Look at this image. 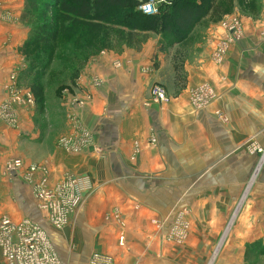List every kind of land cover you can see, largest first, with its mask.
I'll return each instance as SVG.
<instances>
[{
	"label": "crops",
	"instance_id": "crops-1",
	"mask_svg": "<svg viewBox=\"0 0 264 264\" xmlns=\"http://www.w3.org/2000/svg\"><path fill=\"white\" fill-rule=\"evenodd\" d=\"M0 1L2 102L10 71L28 86L21 48L29 28L20 19L23 0ZM254 2L252 8L233 0L224 17L237 16L241 33L219 61L212 52L225 44L224 17L210 15L180 40L156 33L139 49L90 55L68 90L79 97L91 91L78 114L99 152L60 149L58 138L71 132L70 107L65 96L51 104L45 86L42 106L20 109L17 129L0 119V216L41 218L29 184L5 170L7 160L20 158L47 164L51 182L65 171L89 182L84 201L54 239L59 250L65 243L73 250L66 264H88L93 252L110 256L112 264H206L235 215L215 264L264 259V167L254 178L264 166V0ZM93 75L100 86L86 88ZM155 83L168 101H152ZM203 85L214 97L198 108L191 91ZM177 220L186 225L181 241L171 238L181 227Z\"/></svg>",
	"mask_w": 264,
	"mask_h": 264
},
{
	"label": "built area",
	"instance_id": "built-area-1",
	"mask_svg": "<svg viewBox=\"0 0 264 264\" xmlns=\"http://www.w3.org/2000/svg\"><path fill=\"white\" fill-rule=\"evenodd\" d=\"M168 2V0H144L138 8L144 14L154 15L158 13L161 4ZM221 26L225 29L227 37L225 44L218 46L212 52V58L216 61L221 59L226 44L238 38L241 33V23L237 16L224 17ZM17 75L16 70L9 72L4 84L7 97L0 102V119L8 127L16 129L19 126L20 109L29 110L35 106L33 93L29 88L19 85ZM101 82L98 76H89L86 88H97ZM82 92L81 97L67 88L63 93L70 107L67 118L70 120L71 132L61 135L57 144L61 150L70 154L80 152L89 146H93L98 152L100 150L94 142L93 133L84 126L78 114V109L92 97L90 90L83 89ZM150 95L152 101L156 103L168 101L166 90L159 83L151 86ZM213 97L214 93L204 85L195 87L191 91V101L198 108L205 106ZM5 170L8 174L19 175L29 184L36 207L45 215L46 220L58 229L68 224L72 213L82 204L85 193L90 190L86 178L71 171L63 172L58 180L51 182L50 169L45 163L26 165L20 158H11L7 160ZM180 225V220H177L176 226ZM185 235L186 225L182 224L181 227H175L171 238L181 241ZM122 240L123 236H120L119 243H122ZM0 252L4 264H63L45 229L31 217L14 221L7 215L0 216ZM112 263L110 256L99 252H93L88 261V264Z\"/></svg>",
	"mask_w": 264,
	"mask_h": 264
},
{
	"label": "trees",
	"instance_id": "trees-1",
	"mask_svg": "<svg viewBox=\"0 0 264 264\" xmlns=\"http://www.w3.org/2000/svg\"><path fill=\"white\" fill-rule=\"evenodd\" d=\"M142 1L144 0H23L20 19L24 24H30L27 25L30 33L21 51L26 61L24 73L29 77L27 85L34 95L35 103L42 106L44 101L46 81L42 72L50 68V62L58 52L54 50V44L61 34L73 36L78 31L85 30L84 38L93 42L100 38L98 36L102 28L119 23L116 24L119 27V46L110 47L96 41L99 44L90 51L81 52V61L71 73V82L74 83V78L86 59L100 50H121L124 46L139 49L149 31H156L165 38L174 36L180 40L201 18L210 15L213 20H218L223 12L228 11L224 9L226 6L231 10L233 8V0H168L167 4L160 5L157 14L147 15L138 8ZM250 2L254 0H237L239 5ZM34 45L41 49L40 52L31 50ZM48 49L51 51L48 52ZM66 87L69 89L71 85H58L59 89ZM59 89L57 95L60 96Z\"/></svg>",
	"mask_w": 264,
	"mask_h": 264
},
{
	"label": "rangeland",
	"instance_id": "rangeland-1",
	"mask_svg": "<svg viewBox=\"0 0 264 264\" xmlns=\"http://www.w3.org/2000/svg\"><path fill=\"white\" fill-rule=\"evenodd\" d=\"M224 4H223V6H224ZM255 4H256L255 2H250L249 3V5L253 6L252 8H254L256 6ZM1 7H2V3L0 1V8ZM224 9H227L228 11L227 12H223V14L220 16V18L224 17L227 14H230V12H231V9L228 8V6H226V8H224ZM4 14H6V12ZM32 19H35V17H32ZM31 22H33V21H31ZM114 24H113V26H110V24H109L108 27L105 26L104 28H102L101 29V33L99 34L100 36H98V38L100 37L101 39L100 38L96 39V41H100L101 43H103L105 45H110V47L119 46L118 43H119L120 40H118V37L120 35L117 32V29L119 27L116 26V24H119V23H114ZM24 25H26V24H24ZM123 30H126V29H123ZM29 33H30V31H29ZM84 33H86L85 30L84 31H80V32L78 31V33L76 35H73V36L72 35L71 36H65V35L61 34L57 38V42L54 44V50H56L58 52L56 53L54 58L51 60L52 62L49 61L51 63L50 66H49L50 68L47 69L46 71L42 72V76H43V78L46 81L45 88H46L47 91H45V93L47 95V99L49 101H51V104L53 102L54 103L55 102L58 103L59 100H62L65 88L59 89L58 85H60V84L63 85L65 83L66 84H68V83L70 84L71 83V73L73 72L74 67L78 66L79 62L81 61L80 57H79L80 53L81 52L83 53L84 51H87V50L90 51L93 46H96V45L99 44V43H95L96 41L91 42L90 40H88L89 38L88 39L84 38ZM156 33H158V32H156V31L147 32L148 35H146L147 38H146L145 41H147L150 37H155L154 34H156ZM144 43H142V45ZM34 47H35V45L31 47V50L33 52H37V51L40 52V50H41L40 48H38V47L34 48ZM50 49H48L47 51L48 52L51 51ZM39 63H38L37 66H39ZM18 82H19V79H18ZM60 82H62V83H60ZM71 84L73 85V83H71ZM19 85L21 87L28 88V86H25V85H23L20 82H19ZM58 89L60 90V96L57 95ZM49 109L52 110L53 108L50 107ZM55 110H57L56 107H54V111ZM262 158L264 159V153L261 155V159ZM263 167L264 166H262L260 168V170L257 171L258 173H256L255 176H254L255 179L259 178L262 175ZM254 172H253V174H254ZM244 199H245V197H244ZM243 201L244 200L242 198H241V200L238 199L237 206H240L241 203H243ZM39 213H40V216H41L42 219L39 218L38 220L37 219L35 220V218H33V217H32V219L35 220V221H38L40 224L42 223V227L45 229V231L47 233V236L49 237L50 241L53 244V247L56 250V253L59 254L58 256H60L59 258H60L61 262L63 264H66V262L63 260L65 258V260L69 259V263H70V258H71L70 257V253H72L73 250L69 249V244L68 243H65V246L62 247L60 250L57 248V246L55 244L56 242H55L54 239L58 238V231H59L58 228H55L53 225H51L46 220L45 215L41 211ZM236 214H238L237 211H236ZM28 216H30V215H28ZM235 217H236V215L235 216H231V218L227 220L226 226H225V228H224V230H223V232H222V234H221V236H220V238L218 240V243L215 244L216 246H215L214 250L212 251L211 256L206 260V262H205L206 264H215L216 259L219 257V254L221 252V248L224 246L227 238L229 237V233L231 231V228L233 227L232 225H234V223H235V220H236ZM14 221H17V220H14ZM251 254L253 256H255V255L258 254V251H252ZM79 263H80V260L78 261V264ZM248 264H264V259L258 257L257 259L250 260V262Z\"/></svg>",
	"mask_w": 264,
	"mask_h": 264
},
{
	"label": "bare ground",
	"instance_id": "bare-ground-1",
	"mask_svg": "<svg viewBox=\"0 0 264 264\" xmlns=\"http://www.w3.org/2000/svg\"><path fill=\"white\" fill-rule=\"evenodd\" d=\"M258 168H259V167H258ZM257 170H258V169H257ZM257 170H256V172H257ZM256 172H255V173H256Z\"/></svg>",
	"mask_w": 264,
	"mask_h": 264
}]
</instances>
